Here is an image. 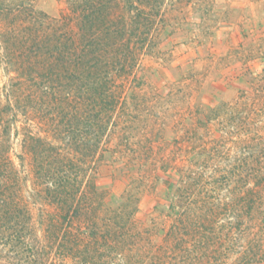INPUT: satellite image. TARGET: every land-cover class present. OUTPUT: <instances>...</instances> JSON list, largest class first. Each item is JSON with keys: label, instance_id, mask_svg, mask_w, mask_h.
<instances>
[{"label": "trees", "instance_id": "1", "mask_svg": "<svg viewBox=\"0 0 264 264\" xmlns=\"http://www.w3.org/2000/svg\"><path fill=\"white\" fill-rule=\"evenodd\" d=\"M66 1L74 21L31 12L0 34V264H225L236 248L235 264H264V162L251 164L264 147L242 139L241 160L236 152L210 174L200 162L218 150L206 143L203 159L191 146L178 167L162 156L166 131L190 141L218 119L214 109L190 114L186 128L170 114L181 104L173 92L148 90L137 75L166 0ZM112 138L127 179L114 197L96 178ZM159 184L167 223L153 235L157 225L139 230L136 216Z\"/></svg>", "mask_w": 264, "mask_h": 264}, {"label": "rangeland", "instance_id": "2", "mask_svg": "<svg viewBox=\"0 0 264 264\" xmlns=\"http://www.w3.org/2000/svg\"><path fill=\"white\" fill-rule=\"evenodd\" d=\"M208 3L206 12L199 0H166L158 30L153 33L154 46L142 54L137 75L147 81L148 90L163 95L172 91V106L181 104L179 110L170 114L178 118L183 114L184 121L189 120L190 114L203 118L206 110H215L212 115L217 113V120L191 130L196 139L189 141L179 136L175 140V134L169 130L162 136L161 144L165 161L172 159L177 167L182 164L184 151L191 146H198L199 157L203 153L201 144L218 150V156L214 153L208 162H203L206 159L200 162L202 170L210 174L208 167L231 165L229 159L236 152L241 160L238 146L244 145L242 139L251 138L250 147L257 151L264 147V0H209ZM31 12L55 20L65 17L75 20L66 0H0V34L27 20L34 14ZM6 77L0 63L2 84ZM230 114L233 117L240 114L241 119H234L233 124ZM185 127H189L188 121ZM106 146L97 162L96 178L110 197L120 196L127 187V179L117 168L121 162L118 164L109 152L118 147V139L112 138ZM20 153L18 143L13 152L16 162ZM256 155L255 152L250 161L254 168L258 167L257 161L264 162L261 157L255 158ZM161 175L168 179L164 173ZM24 176L30 184L27 167ZM168 204L163 184L155 190H146L136 216L138 229L147 230L156 224L153 235L163 229L167 220L161 212ZM32 209L38 213V206L33 205ZM240 251L236 248L224 263L235 264Z\"/></svg>", "mask_w": 264, "mask_h": 264}]
</instances>
